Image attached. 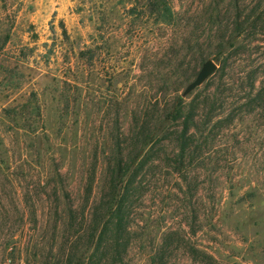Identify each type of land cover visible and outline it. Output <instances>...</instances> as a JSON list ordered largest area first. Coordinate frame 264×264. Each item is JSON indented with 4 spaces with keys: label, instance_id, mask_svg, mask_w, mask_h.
<instances>
[{
    "label": "rangeland",
    "instance_id": "374dc122",
    "mask_svg": "<svg viewBox=\"0 0 264 264\" xmlns=\"http://www.w3.org/2000/svg\"><path fill=\"white\" fill-rule=\"evenodd\" d=\"M149 2L0 0V264H56L70 208L82 212L93 167L101 196L118 136L178 96L224 89L239 117L201 137L205 161L183 175L165 141L146 168L124 264H155L166 243L169 264H205L193 246L220 264H264V101L247 97L250 76L264 90V0H169L173 24ZM239 23L238 51L219 53ZM209 58L225 76L184 96Z\"/></svg>",
    "mask_w": 264,
    "mask_h": 264
},
{
    "label": "trees",
    "instance_id": "16d2710c",
    "mask_svg": "<svg viewBox=\"0 0 264 264\" xmlns=\"http://www.w3.org/2000/svg\"><path fill=\"white\" fill-rule=\"evenodd\" d=\"M148 7L150 13L155 14L161 22H176V12L169 0H150ZM255 22L260 28H264V11L258 13ZM240 24H237L238 30L236 28L237 31L231 37L221 36L217 40L219 53L226 46L233 50L232 53L238 51L236 41L242 32ZM220 73L213 77L219 76L222 79L225 75ZM255 85L256 78L250 76L247 96L249 104L264 101V90L255 92ZM225 92L226 89L208 93L189 103H184L182 97L178 96L171 110L157 108L156 112L149 111L145 121L137 122L125 141L122 142L118 136L103 193L99 198H92L97 173V169L93 167L85 184L82 212L79 214L70 208L67 234L56 264H124L134 236L132 212L137 198L143 193L146 168L155 164L153 156L158 155L162 150L161 145L166 146L165 141H168L164 149L169 150L172 146V152L166 158L183 175L204 162L201 137L207 139V143L216 129L219 133L224 128H229L239 117L240 108L235 103L229 109L226 106ZM150 116L156 117V120L149 119ZM66 194L70 199L71 194ZM166 244L163 249L155 252V264H169L171 251L167 246L170 244ZM190 249L193 255L202 253L205 264H220L213 254L200 251L195 246Z\"/></svg>",
    "mask_w": 264,
    "mask_h": 264
},
{
    "label": "water",
    "instance_id": "95a60500",
    "mask_svg": "<svg viewBox=\"0 0 264 264\" xmlns=\"http://www.w3.org/2000/svg\"><path fill=\"white\" fill-rule=\"evenodd\" d=\"M218 68L219 65L214 59H207L203 63L195 79L187 85L186 89L183 92V95L187 96L193 90L204 84L213 74H215Z\"/></svg>",
    "mask_w": 264,
    "mask_h": 264
}]
</instances>
